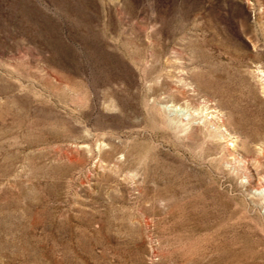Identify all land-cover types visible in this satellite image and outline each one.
<instances>
[{
	"label": "rangeland",
	"instance_id": "1",
	"mask_svg": "<svg viewBox=\"0 0 264 264\" xmlns=\"http://www.w3.org/2000/svg\"><path fill=\"white\" fill-rule=\"evenodd\" d=\"M263 174L264 0H0V264H264Z\"/></svg>",
	"mask_w": 264,
	"mask_h": 264
},
{
	"label": "bare ground",
	"instance_id": "2",
	"mask_svg": "<svg viewBox=\"0 0 264 264\" xmlns=\"http://www.w3.org/2000/svg\"><path fill=\"white\" fill-rule=\"evenodd\" d=\"M231 144V143H230ZM264 174L263 176L259 177L257 184L259 185V188H261L264 191Z\"/></svg>",
	"mask_w": 264,
	"mask_h": 264
}]
</instances>
